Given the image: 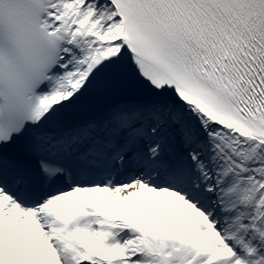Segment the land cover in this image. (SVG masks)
Instances as JSON below:
<instances>
[{"label": "snow or ice", "instance_id": "obj_1", "mask_svg": "<svg viewBox=\"0 0 264 264\" xmlns=\"http://www.w3.org/2000/svg\"><path fill=\"white\" fill-rule=\"evenodd\" d=\"M0 264H264V0H0Z\"/></svg>", "mask_w": 264, "mask_h": 264}]
</instances>
